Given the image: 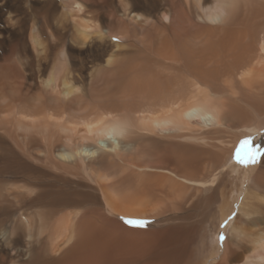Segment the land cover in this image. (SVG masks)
Returning a JSON list of instances; mask_svg holds the SVG:
<instances>
[{"label":"bare ground","instance_id":"obj_1","mask_svg":"<svg viewBox=\"0 0 264 264\" xmlns=\"http://www.w3.org/2000/svg\"><path fill=\"white\" fill-rule=\"evenodd\" d=\"M62 6L0 0V175L16 184L0 193V229L12 236L0 264H264V155L244 172L227 162L235 140L264 128V0ZM121 32L88 73L70 60L37 82L53 65L30 62L25 75L4 63L20 61L1 47L18 36L25 59L40 61L59 48L105 56ZM68 207L86 209L77 218Z\"/></svg>","mask_w":264,"mask_h":264},{"label":"rangeland","instance_id":"obj_2","mask_svg":"<svg viewBox=\"0 0 264 264\" xmlns=\"http://www.w3.org/2000/svg\"><path fill=\"white\" fill-rule=\"evenodd\" d=\"M54 1L56 2V4H58L61 7V10H63L64 12L67 11V7H63L62 6V4L65 3V0H54ZM9 11L12 12V10H9ZM28 11H26V10L24 11L22 7H19L20 16H22L24 18V21L30 23L31 22L30 17H32L34 14H31V11L29 9H28ZM3 12H5V13L8 12L7 8L5 9V8L2 7V9L0 10V13L3 15ZM25 13H27L26 16L24 15ZM54 19H57V17H55ZM34 24H36L35 17H34ZM38 24H39V22H38ZM38 26H40V24ZM201 26H204V25L201 23ZM2 27L3 26L0 24V28H2ZM36 30L38 31V29H36ZM36 30L33 31V32H35L33 34H36ZM25 38L27 39V37H25ZM34 38L39 40L36 35H34ZM121 39H122V32L118 36H113V37L109 38L105 56L102 55L103 53H101V49H94V50H92L90 52H83L81 54L80 53L76 54V53H72V52L69 53L67 50H63V49L59 48V49L49 50L47 53H41L40 61H38V60H36L34 58H30V57L28 59H25V57H24L25 53H27L29 55L28 50H30L31 48L26 43H24L19 36L13 38L12 41L9 44L5 43L1 47L3 49H13L21 57L20 61H17V56L11 55V59L8 60L7 62H4V63L10 64V66H14V67L17 66V64H19L17 68L21 69L22 74L30 75L32 73V71L35 70V64H37V63L38 64L49 63L48 66L49 65H53V66L48 67V69L45 72L44 76H38L36 78L37 82H42V81L48 80L51 77H53L56 74H58L59 70L63 67V65H65V64L68 65V66L71 65L70 60H73V61L80 60L82 64L92 63V64H94L96 66L103 64L102 62L109 60V55L114 50V45H119V42L121 41ZM129 43L130 44H134L133 40H130ZM133 50L128 51L121 58L130 57L132 55V53H133ZM64 60H66V61H64ZM18 62H21L23 64L21 65ZM30 62H34L35 64H33V66H31V65L29 66ZM86 67H87V69L85 67H80V66L75 65V68L77 70H85L86 69V70H88L87 73L90 72L89 71L90 69L92 70L94 68V66L92 68H90L87 65H86ZM27 69H29L31 72L28 71ZM69 71L72 72L71 69ZM5 74L7 76V70H5ZM100 74L101 73L98 72V75H100ZM2 75H3V73H2ZM128 79H131V77L129 78V76H128ZM86 81L88 83L93 82L90 79H87ZM31 84L33 85L34 88H36V89L32 90L33 93L39 92L40 89L45 88L42 84L34 85L33 82H31ZM47 89L49 90V88H47ZM120 90L122 92V84L120 85ZM87 100H88V98L84 97V99H83L80 96H78V98H77L78 105L77 106L84 107L86 105V103L84 101H87ZM232 102H233V100H232ZM249 134H248L249 136H247V134H246L245 137L241 136V137H239V139L234 141L232 152L230 153V155L228 157V161H227L229 163V165H233L236 169H238V170H240L242 172H244L248 168V164L249 163L247 164V166H243L240 163H237L233 159V157H234V155L236 153H239L240 157L242 159H245V160L248 159L250 154L254 153L255 157H256L255 162H256L257 159L262 158V156L264 155V136L262 137V135H264V128L262 130H259V131H257V130L251 131V132H249ZM242 137H244V138H242ZM261 137H262V139H261ZM245 140H247L248 143H244ZM93 172H98V167H96V168L94 167L93 168ZM0 177H3L2 179L4 180V183L1 184V186L2 185L3 186L0 187V188H2V189H0V193H3L2 195H5V196H10L12 194V191H14V188L16 187V184H14V179L12 178L13 174H11V172L8 173V174L6 173L5 175L2 173V175H0ZM231 181H232V179L230 180L229 178H228V180L225 181V185L227 186V188L229 187L228 185H230ZM11 184H13V185H11ZM245 184H247V181L245 182ZM242 185H239L240 187H242V188L239 189V191H244L245 185L244 184H242ZM228 189H230V188H228ZM228 189H226V190H228ZM228 192H230V191L229 190L226 191V193H228ZM21 208L22 207H19V209H21ZM77 209H78V210H76L77 212L76 211L73 212V208H69L68 207V208H65V210H63V211H69L70 210L69 213L68 212L67 213L68 214L75 213L77 215L76 217L78 218L82 214V212L84 213V210L86 208H80V209L77 208ZM41 210H43V209H39L38 207H36L34 210H29L28 211L30 213V219H31L32 225H35L37 227L39 226L40 223L38 221V216L40 215L39 211H41ZM78 212H80V213H78ZM20 220L25 225H28V222H27L28 221V215L24 214L23 212L20 213ZM117 220H119L118 222H122L123 221L124 223L122 222V224H124L126 227L128 226L127 228H132V229H135V230L136 229L140 230V228H143V226L145 225V223L142 222L143 220H136V219H131V218H126L125 220L118 218ZM128 221H131V223H128ZM221 236H222V234H220V235H218V236H216L214 238L215 243H216V241L219 242V243L222 242L223 237L221 238ZM10 240H12V236L9 233H7L6 231L0 229V244L5 246V244L7 242H9ZM59 250H57L54 255H56V256L60 255ZM12 252H14V250H10V253H12Z\"/></svg>","mask_w":264,"mask_h":264},{"label":"snow or ice","instance_id":"obj_3","mask_svg":"<svg viewBox=\"0 0 264 264\" xmlns=\"http://www.w3.org/2000/svg\"><path fill=\"white\" fill-rule=\"evenodd\" d=\"M244 143H248L247 140L244 141ZM233 159L237 162V163H240L241 165L243 166H247L248 163H254L255 162V154H250L248 159L245 160V159H242L239 155V153H236L233 157ZM128 223H131V221H128ZM222 238V237H221Z\"/></svg>","mask_w":264,"mask_h":264}]
</instances>
